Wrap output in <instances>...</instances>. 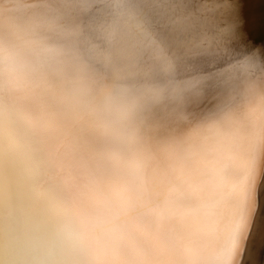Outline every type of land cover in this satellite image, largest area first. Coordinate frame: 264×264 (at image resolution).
Segmentation results:
<instances>
[{
	"label": "clouds",
	"instance_id": "clouds-1",
	"mask_svg": "<svg viewBox=\"0 0 264 264\" xmlns=\"http://www.w3.org/2000/svg\"><path fill=\"white\" fill-rule=\"evenodd\" d=\"M247 23L243 0H0V264H245Z\"/></svg>",
	"mask_w": 264,
	"mask_h": 264
},
{
	"label": "bare ground",
	"instance_id": "bare-ground-1",
	"mask_svg": "<svg viewBox=\"0 0 264 264\" xmlns=\"http://www.w3.org/2000/svg\"><path fill=\"white\" fill-rule=\"evenodd\" d=\"M211 9L212 5L222 3L223 0H204ZM247 6L248 23L246 27L247 39L244 43L251 41L252 46L264 43V0H243ZM211 39L212 37H207ZM216 100L209 96L204 104L211 107ZM264 184L261 185L258 206L252 219L250 231L244 241L245 264H259L263 262L264 255ZM263 255V256H262Z\"/></svg>",
	"mask_w": 264,
	"mask_h": 264
},
{
	"label": "water",
	"instance_id": "water-1",
	"mask_svg": "<svg viewBox=\"0 0 264 264\" xmlns=\"http://www.w3.org/2000/svg\"><path fill=\"white\" fill-rule=\"evenodd\" d=\"M263 255H264V250H263ZM263 255H262V256H263ZM261 260H262V257H261V259H260V262H259V264H262Z\"/></svg>",
	"mask_w": 264,
	"mask_h": 264
},
{
	"label": "rangeland",
	"instance_id": "rangeland-1",
	"mask_svg": "<svg viewBox=\"0 0 264 264\" xmlns=\"http://www.w3.org/2000/svg\"><path fill=\"white\" fill-rule=\"evenodd\" d=\"M262 264H264V259H263V262H262Z\"/></svg>",
	"mask_w": 264,
	"mask_h": 264
}]
</instances>
